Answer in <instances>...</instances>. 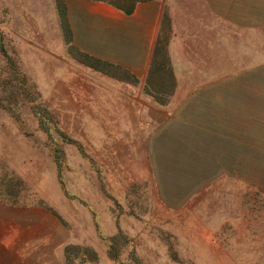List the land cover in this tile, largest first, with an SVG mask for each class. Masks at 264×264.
<instances>
[{
  "label": "rangeland",
  "instance_id": "374dc122",
  "mask_svg": "<svg viewBox=\"0 0 264 264\" xmlns=\"http://www.w3.org/2000/svg\"><path fill=\"white\" fill-rule=\"evenodd\" d=\"M163 12L170 18L167 49L176 79L163 107L175 113L178 100L190 92L185 81L205 79L224 80L226 94L232 92V81L239 80L242 87H251L249 100L264 102V42L258 41L255 58H238L233 42L226 41L224 57L218 58L215 40H173L170 12ZM67 49L56 0H0V183L15 187L13 202H34L59 215L71 236L61 252L62 264H264L260 108L256 106L260 114L255 116L263 118L239 124L240 163H232V152L230 161L217 156L203 164L181 156L198 166L190 185L175 176L167 161L170 153L158 147V139L152 145V125L131 129L132 120L127 125L114 115L111 120L120 106L106 101L107 89L97 88L101 79ZM11 66L25 79L42 114L53 120L51 132L65 135V141L55 136L64 151L62 184L52 139L32 109L31 93L24 86L17 91ZM232 125L229 120L226 127ZM194 133L191 140L203 145L192 144L204 148ZM7 142L10 147L4 149ZM112 237L117 260L108 256Z\"/></svg>",
  "mask_w": 264,
  "mask_h": 264
},
{
  "label": "crops",
  "instance_id": "0c3cea01",
  "mask_svg": "<svg viewBox=\"0 0 264 264\" xmlns=\"http://www.w3.org/2000/svg\"><path fill=\"white\" fill-rule=\"evenodd\" d=\"M63 2L71 44L85 53L127 69L138 79L136 83L117 80L77 62L93 72V77L101 79V86L97 88L107 89L106 101L120 106L119 110L116 107L117 113L111 112V120L115 119L113 115L126 121V125L132 120L135 124L131 123V129L140 125L145 128L146 122L152 125L155 129L152 145L156 147L158 139V147L170 153L167 161L175 176L180 175L181 180L190 185L195 184L194 169L198 166L190 165L189 162L193 161L188 162L181 156L195 157L203 164L215 161L217 156L230 161L232 156L229 152H232L236 153L232 163L241 162V147L237 142L239 124L241 120L263 118L255 116L260 114L256 106L264 113V102L254 104L249 100L251 87H242L241 81L234 80L231 94L229 91L226 94L223 89L229 88V84L221 79L185 81L190 92H185L178 100V111L173 114L150 100L143 88L164 8L170 12L176 33L173 40H215L218 58L224 57L226 41H232L234 56L255 58L258 41L264 42V0ZM126 7L133 9L126 13L123 10ZM238 72H241L240 68ZM12 74L16 76L15 72ZM128 106H131V111ZM178 114H183L184 118ZM227 120L233 123L229 128L226 127ZM22 132L30 135L27 130ZM194 132H198L196 135L204 140V148L196 149L198 143L203 144L201 140H191ZM4 145V149L10 147L8 142ZM2 153L7 155V151ZM184 161L187 164L179 167L178 164L183 165ZM216 170L211 171V178L215 177ZM14 191L15 187L10 182L0 183V264H62L61 252L70 241V230L50 208L34 202H13L17 198L12 196Z\"/></svg>",
  "mask_w": 264,
  "mask_h": 264
},
{
  "label": "trees",
  "instance_id": "16d2710c",
  "mask_svg": "<svg viewBox=\"0 0 264 264\" xmlns=\"http://www.w3.org/2000/svg\"><path fill=\"white\" fill-rule=\"evenodd\" d=\"M103 1H111V0H103ZM61 3H63V6H61ZM56 4L60 15V25L64 32V39L66 44L68 45L67 51L71 58L75 59L77 62L83 64L86 67H89L95 71L106 74L114 79L130 82V83H136L138 81V79L134 76V74H132L127 69L122 68L121 66L113 64L106 60H103L101 58L90 55L88 53H85L79 50L78 48H76L75 46H73L69 40L70 39L69 32H68V27L64 12V2L63 0H56ZM132 9L133 7H129V8L126 7L123 10L126 13H130ZM169 32H170V18L168 17L167 13H163L160 29L158 31V34L156 36L153 45L152 54L150 57V62L148 65V70L146 73L144 88H143L144 93L146 95H148L154 102L162 106L166 105L169 102V99L176 88L175 75L172 69L170 59L168 57L167 35H169ZM7 58L6 60L8 63L9 61ZM11 68L14 69V72L16 73L15 79L17 80L16 84L18 85L16 88L17 91L20 92L19 91L20 88L24 86L27 88L28 92L31 93L32 97L29 98V102L31 103L32 109L36 113V116L38 117L40 126L47 133L48 137L52 139L53 143L51 142L50 143L52 145L51 150H52L53 161L56 164L58 181L62 184L63 180L61 174H62V161L64 159V151L62 147L58 146V140H56L55 136L59 138L61 141H65L66 140L65 135L62 132H59V130H57V132L56 130L55 132L53 131L55 134L51 132L50 125L53 123V120L49 118L48 115L44 116L42 114L41 108L38 107L37 104L34 102L35 97L33 95L32 90L29 89L28 86H25L26 84L25 79L17 74L16 72L17 69L14 66H11ZM21 90H23V92L26 91L25 88ZM48 118L51 120H48ZM109 244L110 245L108 248V256L112 259L117 260L118 251L116 250L117 248L116 238L112 237L110 239ZM119 264H123V262H119Z\"/></svg>",
  "mask_w": 264,
  "mask_h": 264
}]
</instances>
